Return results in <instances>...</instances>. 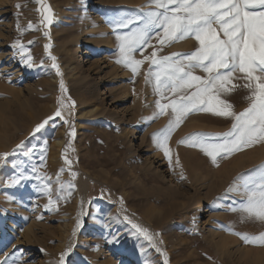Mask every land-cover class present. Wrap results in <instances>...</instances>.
<instances>
[{
  "label": "rangeland",
  "instance_id": "rangeland-1",
  "mask_svg": "<svg viewBox=\"0 0 264 264\" xmlns=\"http://www.w3.org/2000/svg\"><path fill=\"white\" fill-rule=\"evenodd\" d=\"M49 1L55 11L52 56L44 48L34 2L0 0V154H9L0 163V262L60 264L67 251L63 264H164L165 258L168 264H241L243 253L244 264L255 262L258 253L261 260L255 263L264 264V245L232 234L257 235L264 223L241 222V212L230 209L239 208L246 197L226 191L239 174H255L264 161V143L218 157L214 166L199 148L178 141L190 133L227 132L233 121L195 112L171 133L166 158L152 134L168 123L171 109L151 117L158 111L157 100L168 104L177 94L163 86L154 91V75L145 83L150 60L135 76L116 62V35L142 26L155 6L148 0ZM126 20L132 23L119 27ZM29 22L33 29L27 28ZM152 35L151 46L144 49L149 57L154 48L160 49L158 56H168L199 46L188 38L161 49ZM28 57L31 67L24 62ZM135 58L143 56L137 52ZM194 74L208 75L199 69ZM249 95L240 87L221 98L239 113L249 106ZM69 97L74 107L61 109L64 119L54 116L57 99L69 103ZM14 177L18 184L11 183ZM45 184L51 186L50 195L44 194ZM49 199L54 203L45 207Z\"/></svg>",
  "mask_w": 264,
  "mask_h": 264
},
{
  "label": "snow or ice",
  "instance_id": "snow-or-ice-1",
  "mask_svg": "<svg viewBox=\"0 0 264 264\" xmlns=\"http://www.w3.org/2000/svg\"><path fill=\"white\" fill-rule=\"evenodd\" d=\"M32 2L43 5L42 22L47 27L51 23L50 7L43 4V0H32ZM148 2L157 10L146 13L147 19L142 26L123 35H116L120 56L116 62L130 69L135 76L139 67L146 60H150L145 83H150L154 75L156 78L154 91L158 93L163 86L177 94V97L168 104H161L160 100H157L158 111L151 117L154 120L165 114L166 109H171L168 123L152 134L153 141L163 150L165 157L170 159L167 142L171 133L195 112H207L217 117L231 118L233 121L227 132L190 133L178 141L199 148L211 159L214 166H218V157L226 158L246 147L264 143V0H148ZM16 7L19 9L21 5L17 4ZM131 23L132 20L122 21L119 27L126 28ZM33 27L29 22L27 28L33 29ZM17 29L24 31L19 28V24ZM153 32L161 49L165 44L188 38H194L199 46L191 53H173L168 56H158L160 49L154 48L149 57L144 54V49L151 46ZM44 35L48 36V33L45 32ZM48 47L49 45L46 44V51ZM137 52L141 53L143 59L135 58ZM175 57L183 59L177 60ZM51 59L55 61L56 58L51 57ZM30 60L31 57H28V60L24 61L28 67L32 66L28 62ZM153 66L161 71L153 73ZM52 67L56 68L57 75H60L55 63ZM196 69L208 75L206 77L195 75ZM237 72L242 73V77L234 76ZM162 73L165 77L163 80ZM234 79H243L245 82L242 85L233 83ZM240 87L250 93L246 97L249 106L242 112L236 113L232 111L233 104L227 99H222L221 96L231 94ZM60 88L62 93L66 92L63 82ZM68 99L69 103H64L61 98L57 99L59 107L54 116L64 119L61 109L74 107L75 102L71 101L70 97ZM51 119L53 118L49 117L38 124L33 134L43 129ZM64 122L68 123L66 119ZM73 134L74 132L69 133V135ZM213 140L217 142H210ZM23 143L22 141L16 147L21 148ZM8 155V153L0 154V163H3V158ZM43 160L42 156L41 161ZM176 162L179 164L178 158ZM65 163L70 161L66 160ZM254 172V175L248 176L239 174L226 191L237 192L246 197L239 208L230 209L241 212V222L247 219L264 223V161ZM183 178L181 175V179ZM11 183L18 184L19 180L14 177ZM71 187L73 186L69 184V188ZM44 194H51L50 184L44 185ZM57 195L60 199H64L59 195V190ZM219 199L218 197L217 200ZM53 203L54 201L49 199V204L45 207ZM213 203L215 205V201ZM133 227L137 228L138 232L142 231L146 238L151 240L146 230L136 225ZM227 230L232 231L231 228ZM232 234L238 235L245 243L264 245V232L257 235L235 232ZM156 250L165 256L159 248ZM67 254V251L61 254L60 264H63ZM0 264H7V261H2ZM164 264H168L167 258Z\"/></svg>",
  "mask_w": 264,
  "mask_h": 264
},
{
  "label": "water",
  "instance_id": "water-1",
  "mask_svg": "<svg viewBox=\"0 0 264 264\" xmlns=\"http://www.w3.org/2000/svg\"><path fill=\"white\" fill-rule=\"evenodd\" d=\"M34 4H35V11L37 13V20H38L39 29L41 31L42 36L44 38H46V42L44 44V48H45L46 44L49 45V47H50L52 45V43H51V26H52V24L54 23V20H55L54 8H53V6H52V4L50 3L49 0H43V4H46L51 9V13H50L51 23L48 24L47 27H45V24L42 22V20H43V5L36 4V3H34ZM37 9H40V11H37ZM45 32L48 33V36L44 35ZM49 47H48V49H49ZM48 49H47V52L49 53V56L50 55L52 56L51 52H49Z\"/></svg>",
  "mask_w": 264,
  "mask_h": 264
},
{
  "label": "bare ground",
  "instance_id": "bare-ground-1",
  "mask_svg": "<svg viewBox=\"0 0 264 264\" xmlns=\"http://www.w3.org/2000/svg\"><path fill=\"white\" fill-rule=\"evenodd\" d=\"M28 0H18V2H20V3H26ZM32 18V17H31ZM32 21H33V19H32ZM80 47V46H79ZM79 47H76V49H75V54H78L79 53ZM57 143L56 144H58V145H61V140H57L56 141ZM198 174V173H197ZM220 174V173H219ZM171 198V197H170ZM197 208H199V207H197ZM198 209L197 210H195V215H197L198 214ZM231 239V238H230ZM228 240H229V238H228ZM228 240H225L222 244H221V248H223L224 246H226V244H228ZM227 241V242H226ZM235 241V240H234ZM238 242V241H237ZM218 243V242H217ZM230 244V243H229ZM228 247H230V246H228ZM217 248V247H216ZM218 250V249H217ZM225 251H227V250H225ZM242 251V250H241ZM249 251V250H248ZM264 252V251H263ZM220 253V252H219ZM251 253H252V251H251ZM245 254H247V252L245 253ZM259 254L260 253H258V254H255V257H254V261L255 262H258V260L260 259L259 258ZM225 255V254H224ZM226 255H227V253H226ZM243 255H244V253H243ZM240 256V259H239V262H241V264H244V263H246V261H248V259H247V257H245V255L244 256ZM264 256V255H263ZM229 257V256H228ZM224 258V257H223ZM226 258V257H225ZM230 258V257H229ZM262 258V257H261ZM263 259V258H262ZM225 260H227V258L225 259ZM261 260V259H260ZM264 260V259H263ZM252 261H253V259H252ZM255 262H252L251 264H254ZM261 263V262H260ZM260 263H258V264H260ZM255 264H257V263H255Z\"/></svg>",
  "mask_w": 264,
  "mask_h": 264
}]
</instances>
